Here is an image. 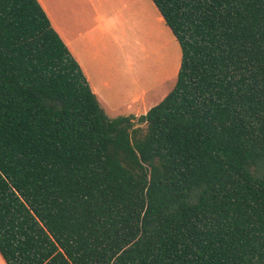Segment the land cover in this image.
<instances>
[{
    "label": "trees",
    "instance_id": "obj_1",
    "mask_svg": "<svg viewBox=\"0 0 264 264\" xmlns=\"http://www.w3.org/2000/svg\"><path fill=\"white\" fill-rule=\"evenodd\" d=\"M180 49L108 118L37 0H0L5 264H264V0H151Z\"/></svg>",
    "mask_w": 264,
    "mask_h": 264
},
{
    "label": "crops",
    "instance_id": "obj_2",
    "mask_svg": "<svg viewBox=\"0 0 264 264\" xmlns=\"http://www.w3.org/2000/svg\"><path fill=\"white\" fill-rule=\"evenodd\" d=\"M37 1L108 118L139 117L167 95L147 102L152 89L174 80L180 66L176 40L151 0ZM122 34L135 49L122 51Z\"/></svg>",
    "mask_w": 264,
    "mask_h": 264
},
{
    "label": "rangeland",
    "instance_id": "obj_3",
    "mask_svg": "<svg viewBox=\"0 0 264 264\" xmlns=\"http://www.w3.org/2000/svg\"><path fill=\"white\" fill-rule=\"evenodd\" d=\"M123 36H124V34H122V37L121 38H122V40L123 39L125 40V42L127 43V46L124 47V41H122L121 42V44H122V47H121L122 48V51H124V50H126V51H132L133 49H135L134 46H132V43L130 42V40L128 41V37L125 38V36L124 37ZM128 36L130 37L129 33H128ZM176 44H177V42L176 43H173L174 47H176L175 48V53L177 52V54H179L178 61H179V64H180V49H179L178 44L177 45ZM164 53H166V51H164ZM161 54H162V52H161ZM169 57L170 56L167 55L165 58L168 60ZM170 59H171V57H170ZM117 64H121V63H117ZM115 65L116 64L111 63L109 65V67L111 66V68H112V67H115ZM176 78H177V76H175L174 80H170V82H167L166 84H161V85L155 86L152 89V91H151V97L147 99V102L149 100L160 101L167 94V92H169L173 88V85L176 82ZM158 92H159L160 95L158 94Z\"/></svg>",
    "mask_w": 264,
    "mask_h": 264
},
{
    "label": "bare ground",
    "instance_id": "obj_4",
    "mask_svg": "<svg viewBox=\"0 0 264 264\" xmlns=\"http://www.w3.org/2000/svg\"><path fill=\"white\" fill-rule=\"evenodd\" d=\"M145 68V67H144ZM147 72H148V70H147ZM138 79H140V78H138ZM149 79V78H148ZM142 81H144V80H142ZM140 82V81H139ZM146 82V81H145ZM142 83V82H141ZM158 94H159V92H158ZM160 95V94H159ZM158 96V95H157Z\"/></svg>",
    "mask_w": 264,
    "mask_h": 264
}]
</instances>
